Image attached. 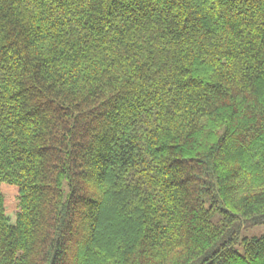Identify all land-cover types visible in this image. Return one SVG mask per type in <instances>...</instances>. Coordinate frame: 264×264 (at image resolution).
Listing matches in <instances>:
<instances>
[{
  "label": "trees",
  "instance_id": "16d2710c",
  "mask_svg": "<svg viewBox=\"0 0 264 264\" xmlns=\"http://www.w3.org/2000/svg\"><path fill=\"white\" fill-rule=\"evenodd\" d=\"M264 0H0V264H264Z\"/></svg>",
  "mask_w": 264,
  "mask_h": 264
},
{
  "label": "rangeland",
  "instance_id": "374dc122",
  "mask_svg": "<svg viewBox=\"0 0 264 264\" xmlns=\"http://www.w3.org/2000/svg\"><path fill=\"white\" fill-rule=\"evenodd\" d=\"M246 235L248 236H261L264 235V226L255 228L253 230H249L246 232Z\"/></svg>",
  "mask_w": 264,
  "mask_h": 264
}]
</instances>
